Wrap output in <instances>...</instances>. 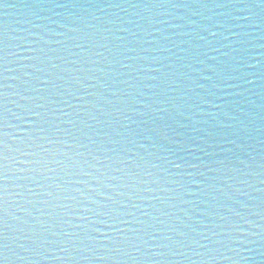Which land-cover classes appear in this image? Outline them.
Listing matches in <instances>:
<instances>
[{
	"label": "water",
	"instance_id": "95a60500",
	"mask_svg": "<svg viewBox=\"0 0 264 264\" xmlns=\"http://www.w3.org/2000/svg\"><path fill=\"white\" fill-rule=\"evenodd\" d=\"M0 34L9 264H264V0H0Z\"/></svg>",
	"mask_w": 264,
	"mask_h": 264
},
{
	"label": "snow or ice",
	"instance_id": "6c2138e0",
	"mask_svg": "<svg viewBox=\"0 0 264 264\" xmlns=\"http://www.w3.org/2000/svg\"><path fill=\"white\" fill-rule=\"evenodd\" d=\"M7 43L6 36L0 34V264H9L8 231H9V143H8V97L4 89L7 87L3 81L7 72ZM252 81H248L251 83ZM176 168L180 165L176 164Z\"/></svg>",
	"mask_w": 264,
	"mask_h": 264
}]
</instances>
